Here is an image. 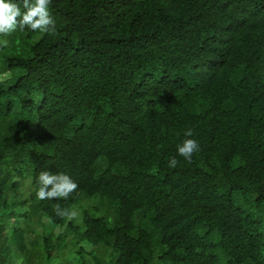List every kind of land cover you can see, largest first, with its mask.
<instances>
[{
    "label": "trees",
    "instance_id": "1",
    "mask_svg": "<svg viewBox=\"0 0 264 264\" xmlns=\"http://www.w3.org/2000/svg\"><path fill=\"white\" fill-rule=\"evenodd\" d=\"M49 10L0 36V264H264V0ZM45 170L77 190L37 199Z\"/></svg>",
    "mask_w": 264,
    "mask_h": 264
},
{
    "label": "clouds",
    "instance_id": "2",
    "mask_svg": "<svg viewBox=\"0 0 264 264\" xmlns=\"http://www.w3.org/2000/svg\"><path fill=\"white\" fill-rule=\"evenodd\" d=\"M52 0H0V36H9L17 29L28 28L34 32H54L56 21L50 12ZM21 6L23 11L21 10ZM8 40H0V46H6ZM185 139L177 145V154L187 163H192L193 156L200 151L199 142L191 138L194 130L184 132ZM179 161L176 157L168 158V167L176 168ZM39 188L36 197L39 200L67 199L73 194L78 184L65 173L41 171L38 176ZM54 212L61 218L72 220L77 216L75 210L61 209L54 205Z\"/></svg>",
    "mask_w": 264,
    "mask_h": 264
},
{
    "label": "rangeland",
    "instance_id": "3",
    "mask_svg": "<svg viewBox=\"0 0 264 264\" xmlns=\"http://www.w3.org/2000/svg\"><path fill=\"white\" fill-rule=\"evenodd\" d=\"M9 76V74H4V76L3 77H8ZM43 220H45V219H43ZM39 230V229H38ZM158 264V263H157Z\"/></svg>",
    "mask_w": 264,
    "mask_h": 264
}]
</instances>
